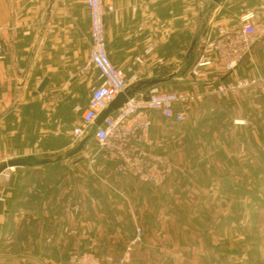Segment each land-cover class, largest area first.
Wrapping results in <instances>:
<instances>
[{
	"label": "crops",
	"instance_id": "1",
	"mask_svg": "<svg viewBox=\"0 0 264 264\" xmlns=\"http://www.w3.org/2000/svg\"><path fill=\"white\" fill-rule=\"evenodd\" d=\"M106 3L116 8L105 21L117 67L142 80L184 82L177 90L204 98L185 107L184 123L152 114L154 148L174 164L161 186L119 174L102 156L92 162L91 136L76 155L4 171L0 198L9 212L0 215V264H68L83 251L104 262L125 257V264H264L263 209L255 207L264 185V93H209L206 80L227 78L216 61L192 74L204 35L238 26L247 10L263 20L264 0ZM0 26V161L65 154L80 143L71 144L76 104L82 111L89 101L78 92L98 83L96 69L88 83L82 71L91 49L86 0H0ZM148 47L154 48L149 55ZM136 57L143 63H134ZM259 73L264 39L236 69L239 77ZM45 77L46 89L35 95ZM241 119L247 123H235ZM137 228L143 237L131 247Z\"/></svg>",
	"mask_w": 264,
	"mask_h": 264
},
{
	"label": "built area",
	"instance_id": "2",
	"mask_svg": "<svg viewBox=\"0 0 264 264\" xmlns=\"http://www.w3.org/2000/svg\"><path fill=\"white\" fill-rule=\"evenodd\" d=\"M91 20V49L88 59L82 65V71H98V83L92 87L88 105L82 110L80 121L75 125L71 144L75 145L94 131V139L99 152L93 154L95 162L101 156L113 163L115 170L123 176L135 177L140 182L156 186L163 185L174 171L170 155L157 151L150 136L153 112L160 113L165 119L175 123L187 120L185 107L190 103L201 102L204 94L197 91H167L159 84L137 90L134 95L115 112L111 113L102 124L96 120L116 97L142 80L139 73H129L117 67L107 50L106 21L107 12H116L113 4L106 0H86ZM4 29L0 26V37ZM264 39V19L260 20L254 10L240 14L238 26L228 29L218 27L211 29L201 40L202 51L197 57L192 74L200 75L203 67H212L215 61L223 67L227 78L208 81L209 93L229 97L243 89H256L264 93V73L254 78L239 77L237 67L251 55L254 45ZM153 47H148L149 55ZM213 54V55H212ZM3 57L0 43V58ZM142 57H136L134 63H143ZM163 64L164 59L159 58ZM158 78V77H153ZM80 110V107H78ZM236 124H246V120H236ZM143 237V230L137 228L130 242L131 247L138 244ZM68 264H125L126 258L114 260L108 257L104 262L93 251L73 252Z\"/></svg>",
	"mask_w": 264,
	"mask_h": 264
},
{
	"label": "water",
	"instance_id": "3",
	"mask_svg": "<svg viewBox=\"0 0 264 264\" xmlns=\"http://www.w3.org/2000/svg\"><path fill=\"white\" fill-rule=\"evenodd\" d=\"M214 1L216 3L221 2V0H214ZM49 80H50L49 77H45L34 94L36 95L37 93L43 92L46 89ZM163 81L164 79L160 77L144 79L141 80L136 85L132 86L130 89L126 90L125 92L120 93L116 97V99L106 109L102 111V113L95 122L96 126L102 124V122L105 120L106 117H108L111 113L119 109L128 100V97L134 95V93L137 90L144 87H149L152 85L159 84ZM89 138L90 135L86 136L84 139L80 141L77 147L73 148L70 151H67L65 154L44 153L43 155L40 156L31 154V155L11 157L9 159H6L5 161L0 163V175L7 169H11L15 167H33V168L41 167L50 163L61 161L64 157L76 155L84 148V145ZM4 206H5V202L3 199L0 198V215L9 212L8 210L4 209Z\"/></svg>",
	"mask_w": 264,
	"mask_h": 264
},
{
	"label": "rangeland",
	"instance_id": "4",
	"mask_svg": "<svg viewBox=\"0 0 264 264\" xmlns=\"http://www.w3.org/2000/svg\"><path fill=\"white\" fill-rule=\"evenodd\" d=\"M93 70L94 69H92L91 71H93ZM89 72L85 73V74H87V77H88L87 78V83L90 81V77H91V74H92V73L88 74ZM184 85H185L184 82H179L177 80H172V81L167 82L166 84H163L161 82L160 87L162 89H164V90L171 91V90L182 89V88H184ZM91 90H92L91 85H90V87H84V88L81 87L80 92H78L79 95H77V97L79 99H85L86 97L89 98ZM60 98H62V97H60ZM62 100L63 99H60V102H59L61 107H62V103H61ZM55 104H57V103H55ZM70 115H73V112L72 113L70 112ZM74 115L76 117L75 119H76V124H77L80 121L81 115H82V111L78 110V105L77 104H76V110H75V114ZM63 125H64V122L62 121L61 126L63 127ZM73 129H74V127H73ZM91 143H92V147L94 148L93 152H92V155L95 154V153H98V152L100 154L99 147H98L96 141L93 139L91 141ZM92 155H91L90 159L92 158ZM0 163H1V161H0ZM77 171H79V170H77ZM263 186L264 185L261 186L262 187V194H261V197H260L261 199L259 201H257L256 204H255V207H257V208L260 207L261 209H263L262 214H261V216L259 218V222H258V224H259V227H258L259 229L258 230H260V233H261V235L263 237L262 241H264V189H263ZM256 191H258V189ZM258 193H259V191H258Z\"/></svg>",
	"mask_w": 264,
	"mask_h": 264
},
{
	"label": "trees",
	"instance_id": "5",
	"mask_svg": "<svg viewBox=\"0 0 264 264\" xmlns=\"http://www.w3.org/2000/svg\"><path fill=\"white\" fill-rule=\"evenodd\" d=\"M93 135H94V131L91 132L90 136L93 137Z\"/></svg>",
	"mask_w": 264,
	"mask_h": 264
}]
</instances>
